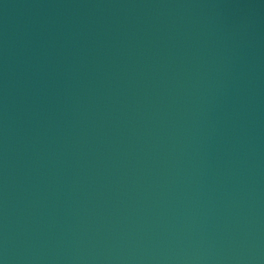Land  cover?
<instances>
[{
	"label": "water",
	"instance_id": "1",
	"mask_svg": "<svg viewBox=\"0 0 264 264\" xmlns=\"http://www.w3.org/2000/svg\"><path fill=\"white\" fill-rule=\"evenodd\" d=\"M0 264H264V0H0Z\"/></svg>",
	"mask_w": 264,
	"mask_h": 264
}]
</instances>
